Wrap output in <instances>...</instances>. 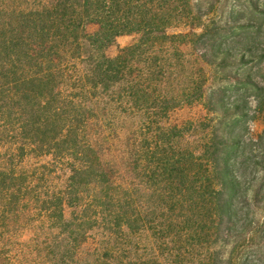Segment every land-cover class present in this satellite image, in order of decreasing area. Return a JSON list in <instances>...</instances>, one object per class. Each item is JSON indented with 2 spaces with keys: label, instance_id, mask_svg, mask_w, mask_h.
I'll return each instance as SVG.
<instances>
[{
  "label": "trees",
  "instance_id": "1",
  "mask_svg": "<svg viewBox=\"0 0 264 264\" xmlns=\"http://www.w3.org/2000/svg\"><path fill=\"white\" fill-rule=\"evenodd\" d=\"M203 8L0 0V264H264V161L238 132L264 33L238 11L204 34Z\"/></svg>",
  "mask_w": 264,
  "mask_h": 264
},
{
  "label": "rangeland",
  "instance_id": "2",
  "mask_svg": "<svg viewBox=\"0 0 264 264\" xmlns=\"http://www.w3.org/2000/svg\"><path fill=\"white\" fill-rule=\"evenodd\" d=\"M196 1L203 3V11L205 13H210L211 9H214L212 14H208L202 19L200 31L204 34L211 35L215 33L216 27H225V24L230 22L238 11L251 13L253 21L259 24L264 33V15L260 13L255 14L252 9V4H254L258 7L259 11L264 12V0H210L207 3H205L207 0ZM88 33L94 45L104 44L103 21L101 18L94 17L91 19L88 25ZM133 41L131 37L119 38L115 45L106 50V57L110 61H117L120 50L131 45ZM32 45L36 50L40 48V44L37 41H33ZM254 45L257 49L264 51V36L257 37ZM231 71L228 70L227 72L231 73ZM259 71H261L262 77H264V64ZM263 80L264 78L261 80V83H263ZM231 84L229 81L224 83L216 82L213 86V92L218 95L223 87ZM219 100L220 98L217 97L216 102H219ZM199 112L204 116L206 115L204 111ZM246 113L248 114L246 123L238 126V132H241L244 141L247 142V152H251L254 159L258 160L260 158L264 161V101L248 102ZM183 120L184 117L181 114L174 117V121L182 122ZM260 214L263 213L261 212ZM256 241L258 242L259 240L256 239Z\"/></svg>",
  "mask_w": 264,
  "mask_h": 264
}]
</instances>
